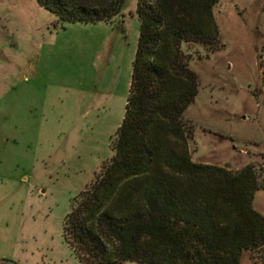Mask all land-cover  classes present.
Wrapping results in <instances>:
<instances>
[{
	"label": "rangeland",
	"instance_id": "374dc122",
	"mask_svg": "<svg viewBox=\"0 0 264 264\" xmlns=\"http://www.w3.org/2000/svg\"><path fill=\"white\" fill-rule=\"evenodd\" d=\"M137 1L110 21L61 23L37 0H0V44L16 63L32 61L48 90L38 145L27 150L18 137L13 152L0 149V264H85L65 218L116 154L140 36ZM213 14L218 34L180 49L198 79L182 120L189 151L233 173L252 164L264 184V0H219ZM256 195L264 214V188ZM240 264H264V246L244 250Z\"/></svg>",
	"mask_w": 264,
	"mask_h": 264
},
{
	"label": "trees",
	"instance_id": "16d2710c",
	"mask_svg": "<svg viewBox=\"0 0 264 264\" xmlns=\"http://www.w3.org/2000/svg\"><path fill=\"white\" fill-rule=\"evenodd\" d=\"M37 2L61 23L110 21L126 5ZM218 2L137 1L140 36L116 154L65 218V236L85 264H240L244 250L264 246V214L254 207L264 184L254 165L233 173L195 162L182 122L198 79L179 62L180 49L218 34Z\"/></svg>",
	"mask_w": 264,
	"mask_h": 264
},
{
	"label": "crops",
	"instance_id": "0c3cea01",
	"mask_svg": "<svg viewBox=\"0 0 264 264\" xmlns=\"http://www.w3.org/2000/svg\"><path fill=\"white\" fill-rule=\"evenodd\" d=\"M38 71L32 61L26 60L22 65L16 63L7 47L0 44L1 150L8 148L11 153L19 146L18 137L22 138L27 150L38 145L48 96L46 84Z\"/></svg>",
	"mask_w": 264,
	"mask_h": 264
}]
</instances>
